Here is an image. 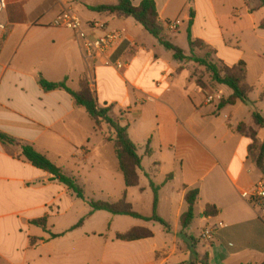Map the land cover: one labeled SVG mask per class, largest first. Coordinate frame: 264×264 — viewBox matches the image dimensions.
Wrapping results in <instances>:
<instances>
[{
    "label": "crops",
    "instance_id": "obj_1",
    "mask_svg": "<svg viewBox=\"0 0 264 264\" xmlns=\"http://www.w3.org/2000/svg\"><path fill=\"white\" fill-rule=\"evenodd\" d=\"M129 1L136 7L143 0ZM150 1L168 39L186 34L191 22L192 41L207 46L218 63L244 66L251 91L256 82L264 90V81H257L264 73L259 0ZM116 3L5 0L0 16V135L13 144L0 142V264H193L205 255L208 264H264V206L253 208L240 197L264 181L250 157L252 141L235 132L239 124L248 125L245 116L251 119V111L240 103L221 109L217 102L205 104L208 92L195 85L191 68L173 61L133 19L88 11ZM65 9L79 18L89 39L118 31L125 40L85 59L75 34L57 24ZM175 22V32L166 29V23ZM92 23L105 27L90 30ZM182 51L187 53L188 47ZM117 62L121 70L114 68ZM255 66L261 68L258 75ZM39 78L64 82L72 92L85 83L98 106L108 108L110 117L126 127L141 158L136 187H125L113 144L94 130L86 111L64 90L43 91ZM263 141L264 128L256 129V142ZM23 146L79 181L86 199L109 204L124 200L143 218L152 214L151 184L158 187L157 215L169 230L127 216L92 213L86 202L29 164L21 156ZM191 190L198 191L194 218L182 230L185 195ZM208 206L217 210L216 216L203 215ZM39 221L44 229L33 224ZM207 227L214 233L208 246L198 244L203 253L198 246L186 248V235ZM133 229L152 237L117 239Z\"/></svg>",
    "mask_w": 264,
    "mask_h": 264
},
{
    "label": "trees",
    "instance_id": "obj_2",
    "mask_svg": "<svg viewBox=\"0 0 264 264\" xmlns=\"http://www.w3.org/2000/svg\"><path fill=\"white\" fill-rule=\"evenodd\" d=\"M259 2L264 9V0H259ZM88 11L98 14H109L118 19H133L165 51L171 53L173 61L187 65L192 63L204 68L209 74L212 83L216 84L217 86L225 87L230 91V95L219 103V109L226 106H234L237 103H240L244 106H251L253 107V111H251V119L254 123V126L257 129L264 128V118L260 116L256 108H254V103L249 99L251 89L246 83L244 69H241L239 67L241 65H239L236 68L229 70V73L227 74L225 72H221L220 68L216 66L215 63H212L210 60H208V53L203 58L196 56L195 50L197 48H201L204 46V44L199 41H192L190 36L191 22H189V26L186 31L188 52L184 53L180 48L173 45L167 38L163 27L160 25L155 5L150 0H143L136 7L132 6L129 0H117L116 5L114 6H98L95 8H88ZM190 16L192 18V14H190ZM260 28L264 29V20L261 23ZM38 84L45 92L64 90L73 98L77 107H81L86 111L87 115L93 122L95 131H102L104 128L103 131L106 134V140L113 144L115 156L118 162V168L123 176L125 187H136L138 185L137 173L141 169V158L137 154V149L131 142L126 127H121L110 117V111L108 108H101L98 106L95 98L88 90L86 84L82 83L78 92L70 91L65 86L64 82L48 83L39 78ZM195 85L198 86L197 83H195ZM235 132L252 141V144L249 147L250 157L256 168L264 174V141L262 144H258L256 142V131L251 129L247 130L245 124L243 123L237 126ZM0 142L5 144H13L11 139L2 135H0ZM145 155H150V151L148 149L146 150ZM21 156L36 169L49 174L54 180L71 192L77 199L86 202L92 213L105 212L114 216H127L145 222L157 223L166 231L169 230L168 225L157 215L158 187H155L151 184V190L153 193L152 214L149 218H143L134 213L130 205L125 203L124 200H121L115 204H109L86 199L83 189L73 178L66 176L58 167L48 161L44 156L35 152L32 147H21ZM197 197V190L188 191L185 195L187 210L180 218V227L182 230L187 229L193 221L194 206ZM216 214L217 210L211 206L206 207L203 213L205 217L216 216ZM82 222L83 220H81L74 228L79 227ZM33 224L44 229L43 221L34 222ZM151 237L152 234L149 231L133 229L124 235L117 236V239L130 242L148 239ZM193 264H208L207 255L203 256L199 261L195 260Z\"/></svg>",
    "mask_w": 264,
    "mask_h": 264
},
{
    "label": "built area",
    "instance_id": "obj_3",
    "mask_svg": "<svg viewBox=\"0 0 264 264\" xmlns=\"http://www.w3.org/2000/svg\"><path fill=\"white\" fill-rule=\"evenodd\" d=\"M6 4L5 0H0V16L5 11ZM57 24L62 28L72 31L75 34L76 39L81 43V49L85 59H95L101 56L109 48L113 47L117 43L125 40V36L122 32H110L91 40L88 38L87 34L83 30V25L79 18L70 10H63L57 19ZM178 23H168L165 24L167 30L175 32L177 30ZM90 30L104 29V25L98 23H92L88 25ZM0 29L3 26L0 25ZM110 65V64H108ZM114 68L116 70H121L123 65L119 62L115 63ZM221 97L214 94H205L204 103L211 105L215 102H219ZM242 200L248 203L249 206L253 208H259L264 206V181L256 184L251 191H245L240 194ZM212 229H205L202 232V239L205 242H211L213 237Z\"/></svg>",
    "mask_w": 264,
    "mask_h": 264
},
{
    "label": "rangeland",
    "instance_id": "obj_4",
    "mask_svg": "<svg viewBox=\"0 0 264 264\" xmlns=\"http://www.w3.org/2000/svg\"><path fill=\"white\" fill-rule=\"evenodd\" d=\"M169 40L176 47L180 48L181 50L183 49V50L187 51V42H186L187 39H186L185 33H182V36L178 37L177 39H176V37L174 38V37L169 36ZM207 53L209 54L208 60H210L212 63H215L216 66H218L220 68L221 72H225L228 74L229 70H231L232 68H236V66L228 67V66H225L224 64L216 62L212 57L213 54H212L211 50L208 49L205 45L202 46L201 48H197L195 50V55L198 56L199 58L205 57V55ZM188 66H189V68H191L193 81L198 84V87H200L204 91H207L208 94L210 93V94L218 95L221 97V100L219 102H217L218 104L230 95V91L227 88L217 86L216 84L211 82L209 74L206 72V70L204 68L199 67V66L192 64V63L188 64ZM239 67L241 69H244V66H239ZM255 68L258 69L255 75H258V73L261 71V68L259 69V68H257V66H255ZM257 81H259V82L264 81V73H263L262 79L257 80ZM254 85H255V87L251 91V93L249 94V98L252 101H255V99H257L256 101H258L260 98V95L262 93H264V90L260 89L259 84L257 82ZM254 108H256V110L258 111L260 116L262 118H264V97L262 98V101H258L256 103H254ZM243 110L246 112L253 111V107L246 106L245 109H243ZM248 117H249V115H248V113H246L245 118H246V124H248V125H245V126H246L247 130L251 129V130L256 131L257 128L254 126L253 122L250 124L251 119ZM103 130H104V128L102 129V131L99 130L96 132H98L101 135H103L104 137H106V134ZM76 183L79 184L80 182L77 181ZM86 195H89V194H86ZM141 213H144V212H141ZM153 226L156 228L160 227V225L157 223H154ZM207 228H202V229L198 230V232L197 233L195 232L194 235H191V236L186 235V238H184V240H183V244H185L186 248L187 247L189 249L191 248L194 251L196 246H198L197 249L200 250V253H203L202 251H204V247L202 245H198V244L203 243L205 246H208L210 244V242L203 241V239L201 237L202 232ZM200 259L198 258L197 260L199 261Z\"/></svg>",
    "mask_w": 264,
    "mask_h": 264
}]
</instances>
